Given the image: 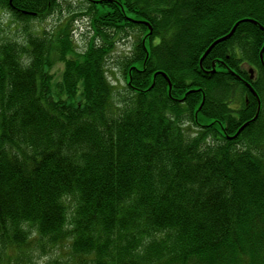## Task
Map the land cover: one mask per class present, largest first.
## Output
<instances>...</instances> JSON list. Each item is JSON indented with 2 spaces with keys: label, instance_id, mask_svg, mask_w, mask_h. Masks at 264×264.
I'll return each mask as SVG.
<instances>
[{
  "label": "trees",
  "instance_id": "obj_1",
  "mask_svg": "<svg viewBox=\"0 0 264 264\" xmlns=\"http://www.w3.org/2000/svg\"><path fill=\"white\" fill-rule=\"evenodd\" d=\"M58 6L0 0V264H264V0Z\"/></svg>",
  "mask_w": 264,
  "mask_h": 264
},
{
  "label": "rangeland",
  "instance_id": "obj_2",
  "mask_svg": "<svg viewBox=\"0 0 264 264\" xmlns=\"http://www.w3.org/2000/svg\"><path fill=\"white\" fill-rule=\"evenodd\" d=\"M57 2L59 3L57 11L53 14V16H49L43 20L40 28L45 26L47 29L55 31L61 29L67 22H69V27H71L72 30L69 40L71 49L74 50L75 53H83L87 47L90 34L88 31L87 20L83 17H78L80 15L77 16V12L80 7V0H57ZM1 18L0 41H5V38L13 39L17 37L16 30L19 29L18 26L9 21V18L6 15ZM132 42H134L133 37L122 38V40L119 39V41L115 43L114 48L106 62L108 81L114 86V90L117 94L123 93L125 88L124 79L119 69V63L121 59L130 55ZM54 64L55 66L52 68L54 72L53 80L57 79L62 71V63L55 60ZM260 154L261 156H264V149L261 150Z\"/></svg>",
  "mask_w": 264,
  "mask_h": 264
},
{
  "label": "water",
  "instance_id": "obj_3",
  "mask_svg": "<svg viewBox=\"0 0 264 264\" xmlns=\"http://www.w3.org/2000/svg\"><path fill=\"white\" fill-rule=\"evenodd\" d=\"M245 21H246V20H245ZM241 22H242V21L236 22V23L234 24V26L232 27L231 31H230L227 35H225V36L221 37L220 39H218L217 41H215V42L209 47V49L206 51L205 55H206L207 52L212 48V46H214L215 44H217V43H219V42H221V41H224V40L228 39V38L234 33L235 28L237 27V25H238L239 23H241ZM263 49H264V46H263ZM263 49H262V50H263ZM202 58H203V57H202ZM162 75L165 76V74H163V73H162ZM169 87H170V85H169ZM244 126H246V124L243 125V126L239 129V131H240L241 129H243ZM239 131H238V133H239ZM238 133H237V134H238Z\"/></svg>",
  "mask_w": 264,
  "mask_h": 264
}]
</instances>
